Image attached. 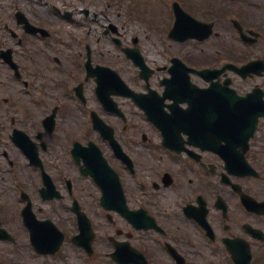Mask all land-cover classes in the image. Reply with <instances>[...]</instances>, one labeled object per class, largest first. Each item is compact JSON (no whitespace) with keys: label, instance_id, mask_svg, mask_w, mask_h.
Instances as JSON below:
<instances>
[{"label":"flooded vegetation","instance_id":"af4514ba","mask_svg":"<svg viewBox=\"0 0 264 264\" xmlns=\"http://www.w3.org/2000/svg\"><path fill=\"white\" fill-rule=\"evenodd\" d=\"M109 2L0 0V244L30 245L22 213L27 204L36 210L39 201L47 205L42 208L46 216L50 206L64 234L58 251L63 252L62 264L71 259L77 264H264V116L258 118L251 136L245 127L250 124L248 119L241 121L243 127L235 136L221 130L209 135L208 105L197 102L199 96H193L194 90L184 84L176 89L180 102L172 111L167 108L171 100H163L156 124L120 96L114 97L120 111L104 110L95 95L94 79L83 76L87 53L93 65L99 64L96 49L82 44L74 31L62 25L72 21L74 5L102 7ZM216 7L220 8L201 12L191 7V13L210 19L218 30L225 12L232 10ZM45 8L53 18H48ZM88 11L83 10L86 17ZM91 18L98 19L97 13ZM238 21L246 32L259 31L253 41L259 54L252 58L264 65V32L255 22L248 23L243 17ZM109 24L110 18L102 30L105 35L110 34ZM6 51L15 69L4 61L5 55L1 57ZM199 56L201 65L196 68L222 66L220 59L210 65L207 53ZM263 65L243 73L222 72L215 78L217 87L229 79L239 96L253 93L249 96L253 102L236 104L239 113L248 108L264 111ZM190 80L200 89L210 85L195 74ZM78 84H82L83 102L75 94ZM130 85L147 92L142 79ZM148 85L159 94L164 89L160 81ZM149 102L155 105V98ZM128 105L134 112H129ZM92 115L112 128L120 145L117 152L94 125ZM89 142L116 172L129 216L117 210L122 205L120 192L106 165L95 167L104 177L99 184L94 176L82 174V151ZM33 150L38 152L40 165L32 163L37 160ZM90 155L99 159L96 150ZM21 168H27L25 174ZM6 181L11 187L2 185ZM102 185L107 199L117 201L101 204ZM51 195L53 199L47 200ZM77 204L94 230L91 249L73 241L79 232ZM63 214H68V223ZM95 215L102 220L99 225ZM1 229L13 239L5 240ZM65 246L71 249L66 251Z\"/></svg>","mask_w":264,"mask_h":264},{"label":"rangeland","instance_id":"374dc122","mask_svg":"<svg viewBox=\"0 0 264 264\" xmlns=\"http://www.w3.org/2000/svg\"><path fill=\"white\" fill-rule=\"evenodd\" d=\"M111 0L109 6L105 5L100 7L89 6L92 10L97 12L98 19L84 18L82 15H79L77 11L73 17L72 24L62 25V28L66 31H74L81 39L82 44L89 43L90 46L94 49L96 61L104 62L109 64V66L115 68L124 77V79L131 83L135 77L134 66L130 60H124L121 54H116L117 50L114 48L115 44L111 41L109 36H104L101 32L102 24L107 22V19L110 18L111 21L118 26L119 36L121 42L124 45H129L132 43L134 37L137 38V46H139L142 55L144 56L147 63L152 66L166 64L168 62V56L171 54H183L188 52L193 45H190V42H174L168 38V32L172 25V19L170 15L169 3L171 0H129L132 7L125 5L124 1H121L120 5H115ZM133 1V2H130ZM182 6L191 11V7L194 12H201L203 9H219L222 5H230L234 10L239 11V16L243 17L245 21L253 24L256 23L258 30L264 32V0H247L249 3H227L226 0H178ZM210 1L209 4L206 2ZM168 3V4H167ZM255 5H252V4ZM212 6L210 7V5ZM219 4V5H218ZM168 5V6H167ZM74 9L82 8L83 5H74ZM46 9V8H45ZM48 18H53V15L48 9ZM100 12L108 15V18L103 17ZM100 14V15H99ZM204 14L209 15V12H204ZM238 17V15H235ZM204 19H206L204 17ZM219 31H224L227 35L224 34L219 37H210L203 46L206 49H216V46H219L221 51H218L223 55L224 52L231 57H237L235 59L240 60V54L242 51H254L256 50V45L249 47H244L241 45L237 37L233 34L229 24L226 25L224 21H220L218 24ZM115 36V35H114ZM231 37L234 41L232 43ZM231 40L230 44L229 41ZM261 41V40H260ZM222 42V43H221ZM235 48L240 50L238 56L235 55ZM192 49L190 52H192ZM195 51V49H193ZM211 52V51H210ZM214 57V56H213ZM211 59V57H209ZM63 74V73H62ZM63 76H65L63 74ZM126 104V103H125ZM130 111L134 112L131 106H127ZM81 120L83 117L81 116ZM86 118L84 117V122ZM23 174L27 171V168H21ZM2 185L5 187H11L8 181L2 182ZM7 200H9L7 198ZM11 206L13 205L12 201L10 202ZM36 210L35 213L39 218L46 217L53 220L57 225L56 214L52 213L50 206H48L49 214L46 216L43 214L42 208L47 207L46 204L40 205L39 201H36ZM54 205V204H51ZM64 218V223H68V214L62 215ZM94 220L98 225L102 222L98 216L95 215ZM20 235V231H18ZM98 238H101V232L98 233ZM64 249L69 251L71 248L65 246ZM5 251L4 254L6 259H0V264H62L59 262V257L63 252L55 254L54 256L41 257L36 256L29 249L26 243L18 242L16 246L10 245L8 243L0 244V251ZM78 260V259H77ZM79 261V260H78ZM67 264H77L74 259H71ZM105 264V263H102Z\"/></svg>","mask_w":264,"mask_h":264},{"label":"water","instance_id":"95a60500","mask_svg":"<svg viewBox=\"0 0 264 264\" xmlns=\"http://www.w3.org/2000/svg\"><path fill=\"white\" fill-rule=\"evenodd\" d=\"M178 10H179V12H181L180 9H178ZM183 14H184V13H183ZM182 16H183L182 14L179 15V17H178V21H182V20H183V17H182ZM177 26H178V25H177ZM171 32L174 33V34H177L176 37H180V39H184V38H186V34H184L185 30H178V32H177V30L173 28ZM170 35H171V34H170ZM174 37H175V36H174ZM131 55H132V57H134V59H135V61H136L135 53L132 52ZM137 63L142 64L141 58L139 59V61H138ZM101 70L104 71V72H106V74H108V73H113V74H115L114 72L109 71V69H101ZM106 74H105V75H106ZM98 83H99V85L103 88V87H105L106 84L108 83V80H107L106 78H104V77H103V78H99V79H98ZM124 91H125V93H130V94H131L130 91L127 92V89H126V88H124ZM210 111H216V110H214L213 108H211ZM36 238L38 239V238H39V235L36 236ZM52 239H54V237H53L52 235H50V236L47 238L48 243L45 244V246H44L45 248L50 249V248L52 247V246H51V245H52V244H51ZM58 243H59V241H58ZM58 243L56 244V246H55L52 250H49V251H50V252H54V251L56 250L57 246H58Z\"/></svg>","mask_w":264,"mask_h":264}]
</instances>
